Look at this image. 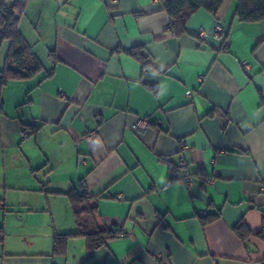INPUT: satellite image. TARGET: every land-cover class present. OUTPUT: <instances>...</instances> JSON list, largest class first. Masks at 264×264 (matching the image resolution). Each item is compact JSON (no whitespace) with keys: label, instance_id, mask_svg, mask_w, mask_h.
<instances>
[{"label":"crops","instance_id":"0c3cea01","mask_svg":"<svg viewBox=\"0 0 264 264\" xmlns=\"http://www.w3.org/2000/svg\"><path fill=\"white\" fill-rule=\"evenodd\" d=\"M38 9L48 51L36 41L33 51L44 70L2 93L0 168L13 190L40 194L18 203L22 214L29 205L50 218L41 233L11 234L23 243L0 250V264H264V22L240 23L235 0L217 14L198 10L183 34L159 0H43ZM139 119L151 122L143 134ZM70 192L93 216L75 219ZM13 200L7 192L0 207ZM91 221L116 236L96 250L71 238L54 255L55 234ZM239 223L252 233L245 241ZM39 235L47 243L36 245Z\"/></svg>","mask_w":264,"mask_h":264},{"label":"trees","instance_id":"16d2710c","mask_svg":"<svg viewBox=\"0 0 264 264\" xmlns=\"http://www.w3.org/2000/svg\"><path fill=\"white\" fill-rule=\"evenodd\" d=\"M28 1L8 0L2 5L0 11V25L2 27L0 30V46L4 41L10 43L5 68L0 70V114L3 113L2 93L8 84L13 81L31 79L44 70V65L18 28L20 18L26 12ZM235 1L237 2L235 16L240 23L258 24L264 22V0ZM159 2L163 11L171 18V30L176 34H183L187 21L195 12L206 10L211 14H217L225 0H159ZM140 51V49H132L127 53L140 60ZM50 56L55 57V52H51ZM32 129L33 132H37L39 128L33 127ZM29 134L32 135L30 128ZM66 196L72 206L76 220H79L85 214L93 216L95 208L89 206L84 196L76 192H70ZM212 220L215 219L208 221ZM234 231L243 241L252 235L243 223H239ZM79 236L86 239L89 249L96 250L102 247L107 240L114 238L116 234L99 228L91 221L80 226L79 231L75 234H55L53 238L54 255H64L68 241ZM260 236L264 239V231L260 233ZM4 238L5 231L0 228V244L3 243Z\"/></svg>","mask_w":264,"mask_h":264},{"label":"rangeland","instance_id":"374dc122","mask_svg":"<svg viewBox=\"0 0 264 264\" xmlns=\"http://www.w3.org/2000/svg\"><path fill=\"white\" fill-rule=\"evenodd\" d=\"M8 0H0V11L1 7L3 4H5ZM43 0H32V3L29 5V8L27 9V14L25 17L22 18V20L19 21L18 23V28L21 33L25 35L27 38L28 43L30 46L33 48L35 43H38L39 50L43 48L46 53L48 50H46L45 47H48L44 45L46 42L43 41L44 38H41V34H43L41 26L36 22L37 15H38V5L42 4ZM2 29L0 25V30ZM38 30V31H37ZM41 33V34H40ZM40 34V35H39ZM36 41V42H35ZM35 42V43H34ZM44 42V43H43ZM37 45V44H36ZM35 45V49L37 51V47ZM10 43L9 41H4L1 46H0V70H3L5 68L6 64V57L8 53ZM38 50V51H39ZM37 51V52H38ZM40 53L39 60L43 58V54ZM19 177L25 184L30 183L29 177L26 175V173L19 172ZM24 174V175H23ZM17 179V180H20ZM13 178L11 176V173L6 171L3 172L2 168H0V198H4L6 193L9 192V197L14 198L13 201L15 203H9L7 207L1 208L0 207V228H3L5 231V238L2 244H0V250L2 252L7 251L9 247V243L11 244V241L13 244H17V242H22L23 243V238H18L16 236H11V234L15 233L16 230H23L22 228L24 227L25 230L28 228V231L30 228L36 229L37 233H41V229L44 228V218L48 219L50 216L48 211H34L31 206H26L25 209L28 210V212L25 210V214L23 215V206L18 204L19 202L23 203L31 200V198L37 199L40 194H35L31 193L29 194L27 192V189H21V190H13L14 188V183H13ZM15 192V193H13ZM33 194V195H32ZM20 214L24 217L23 221H20L21 217ZM34 223L38 224V227H32ZM45 229V228H44ZM43 243H47V239L42 237V235H39L36 238V245Z\"/></svg>","mask_w":264,"mask_h":264},{"label":"built area","instance_id":"2783aa9c","mask_svg":"<svg viewBox=\"0 0 264 264\" xmlns=\"http://www.w3.org/2000/svg\"><path fill=\"white\" fill-rule=\"evenodd\" d=\"M225 32V29L224 27L221 25V24H218L217 27H216V35L217 36H221L223 35ZM200 36L202 37H207V34L205 31H200L199 32ZM245 68H247V64L244 63L243 64ZM192 92L191 91H188L187 92V95L188 96H191ZM151 122L147 119H144V120H138L135 124H134V129L136 130V132H138L139 134L140 133H144L148 130L149 126H150ZM23 139H27L28 136H30L29 134V131L27 128H24L23 130ZM188 148L187 144L183 141L181 142L180 144V151L182 152L183 150H186ZM180 152V153H181ZM175 165L178 167V168H186V164H185V159L183 156H181V154L178 155V158H177V161L175 162ZM186 180H188L190 183L192 182V178L191 177H187ZM263 190H264V185H263ZM206 214L203 212L202 216H205ZM117 233L120 234V235H123V231H122V228H117Z\"/></svg>","mask_w":264,"mask_h":264}]
</instances>
